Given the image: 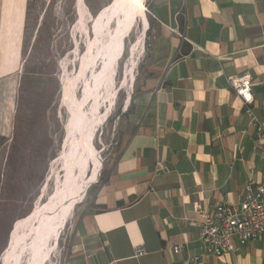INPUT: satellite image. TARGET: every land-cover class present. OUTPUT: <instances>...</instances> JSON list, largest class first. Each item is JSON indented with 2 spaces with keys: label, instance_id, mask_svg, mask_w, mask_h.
I'll use <instances>...</instances> for the list:
<instances>
[{
  "label": "crops",
  "instance_id": "obj_1",
  "mask_svg": "<svg viewBox=\"0 0 264 264\" xmlns=\"http://www.w3.org/2000/svg\"><path fill=\"white\" fill-rule=\"evenodd\" d=\"M146 2L150 47L128 95L126 138L75 209L64 264H186L195 254L194 264H264L262 236L206 255L187 221L195 201H237L250 170L262 168L255 128L228 77H251L264 124V0ZM26 10L27 0H0V79L19 74ZM139 244L145 253L136 256Z\"/></svg>",
  "mask_w": 264,
  "mask_h": 264
},
{
  "label": "rangeland",
  "instance_id": "obj_2",
  "mask_svg": "<svg viewBox=\"0 0 264 264\" xmlns=\"http://www.w3.org/2000/svg\"><path fill=\"white\" fill-rule=\"evenodd\" d=\"M110 1L27 0L19 74L0 79V264L4 263L14 223L26 216L42 195L46 202L63 177L59 157L68 120L63 87L79 94L81 85L73 87L71 78L78 73L79 60L94 39L93 16ZM141 35L142 40L137 42ZM149 42L148 33L138 17L132 32L124 40L123 53L108 86L115 91V97L112 104L107 98L100 108L106 115L97 127L93 143L101 157V170H108L123 147L128 95L139 81L138 73L148 56ZM131 56L135 59L133 73L123 84ZM74 137L76 133L70 132L67 151ZM90 194L89 186L58 238H51L50 243L56 244V248L46 264H64L72 217ZM28 258V252H24L18 264H26Z\"/></svg>",
  "mask_w": 264,
  "mask_h": 264
},
{
  "label": "bare ground",
  "instance_id": "obj_3",
  "mask_svg": "<svg viewBox=\"0 0 264 264\" xmlns=\"http://www.w3.org/2000/svg\"><path fill=\"white\" fill-rule=\"evenodd\" d=\"M145 10L144 0H111L93 16L94 39L79 60L78 73L71 78L73 87L81 85L80 92L74 94L67 86L63 87V102L68 107L66 139L59 157L63 177L46 202L42 195L32 210L14 223L3 264H18L24 252L29 255L26 264H46L56 248V244L50 243L51 238H58L76 203L82 199L90 183L98 178L102 162L93 139L106 115L100 108L107 98L112 104L115 97V91L108 86L123 53L124 40L132 32L138 17L147 28ZM141 38L142 35L137 42ZM134 65L135 59L131 56L123 84L132 75ZM70 132H75L76 137L69 142L67 151Z\"/></svg>",
  "mask_w": 264,
  "mask_h": 264
},
{
  "label": "built area",
  "instance_id": "obj_4",
  "mask_svg": "<svg viewBox=\"0 0 264 264\" xmlns=\"http://www.w3.org/2000/svg\"><path fill=\"white\" fill-rule=\"evenodd\" d=\"M171 30L178 33L177 29ZM195 48L203 50L198 45H194ZM228 81L245 105L248 124L255 128L257 142L252 151L261 157L262 168L259 171L250 170L237 201L218 200L210 207H204L200 201L193 203L194 215L187 220L188 224L198 227L203 252L213 256L234 253L258 236L264 239V124L252 108L254 92L251 77H228ZM262 87L264 88V81ZM262 102L264 103V97ZM186 247L187 242L183 241L174 245L173 251L178 253ZM134 251L136 256L145 253L141 244L134 246ZM199 260L200 255H188L186 264H194Z\"/></svg>",
  "mask_w": 264,
  "mask_h": 264
},
{
  "label": "trees",
  "instance_id": "obj_5",
  "mask_svg": "<svg viewBox=\"0 0 264 264\" xmlns=\"http://www.w3.org/2000/svg\"><path fill=\"white\" fill-rule=\"evenodd\" d=\"M145 5H146V7L148 8V5H147V2L145 3ZM148 32V31H147ZM144 64H142V69H141V71H140V73H138V79H139V77H140V75H141V73H143V71H144ZM136 90H138V86H137V84H136V87L134 88V91H136ZM130 106H131V104H130ZM130 106L128 107V109L126 110V111H128L129 109H130ZM100 179H104L105 177H106V174H107V171H104L103 169L101 170V172H100ZM120 205H121V203H120Z\"/></svg>",
  "mask_w": 264,
  "mask_h": 264
},
{
  "label": "water",
  "instance_id": "obj_6",
  "mask_svg": "<svg viewBox=\"0 0 264 264\" xmlns=\"http://www.w3.org/2000/svg\"><path fill=\"white\" fill-rule=\"evenodd\" d=\"M91 184V183H90Z\"/></svg>",
  "mask_w": 264,
  "mask_h": 264
}]
</instances>
